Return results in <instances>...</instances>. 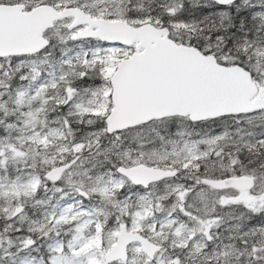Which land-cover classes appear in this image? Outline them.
<instances>
[{"label": "snow or ice", "instance_id": "snow-or-ice-1", "mask_svg": "<svg viewBox=\"0 0 264 264\" xmlns=\"http://www.w3.org/2000/svg\"><path fill=\"white\" fill-rule=\"evenodd\" d=\"M19 3L35 7L34 0H0V8ZM52 3L50 31L39 46L0 54V264H264V132L251 140L247 131L264 124V0ZM145 26L193 53L201 71L237 81L240 104L152 117L177 129L176 139L157 133L166 149L159 159L174 162L137 177L123 166L129 153L117 150L126 133L139 136L150 121L114 122L111 111V57L135 50L136 41L112 37L121 30L139 36ZM131 70L148 82L182 86L188 79L171 66ZM203 86L217 85L209 79ZM229 119L239 139L219 168L199 146L227 145L233 134L226 124L194 140L176 123ZM81 127L91 130L81 135ZM114 152L117 164L108 162ZM167 180L183 182L154 190Z\"/></svg>", "mask_w": 264, "mask_h": 264}, {"label": "water", "instance_id": "water-1", "mask_svg": "<svg viewBox=\"0 0 264 264\" xmlns=\"http://www.w3.org/2000/svg\"><path fill=\"white\" fill-rule=\"evenodd\" d=\"M56 9L50 4L35 6L31 11L24 10V4L4 5L0 8V54L10 56L13 53L31 51L39 46L49 29ZM139 36L131 37L121 30L116 39L136 41V51L131 57L122 59L118 64L114 79L112 110L114 122L122 124L152 121V117L164 116L173 111L194 108L198 113L213 112L239 106L237 81L228 79L223 73L201 71L193 53L184 52L183 46L168 39L162 29L152 30L143 27ZM144 51L141 52L140 49ZM137 64L153 68L171 66L180 69L188 79L182 86L165 80L148 82L132 71ZM211 79L215 87H197ZM126 172L137 177L149 173L145 169H159L140 164L124 167ZM143 174V175H142Z\"/></svg>", "mask_w": 264, "mask_h": 264}, {"label": "rangeland", "instance_id": "rangeland-1", "mask_svg": "<svg viewBox=\"0 0 264 264\" xmlns=\"http://www.w3.org/2000/svg\"><path fill=\"white\" fill-rule=\"evenodd\" d=\"M25 2H30V0H25ZM35 6L48 3L53 5L52 0H34ZM50 31V30H49ZM48 31V32H49ZM88 45L85 44V47ZM134 50L129 49V50H124L122 51L121 55H114L111 57V60L113 62L112 65V71L117 68V64L120 59L128 57L129 54H132ZM59 49L57 48L55 50L54 55L59 56ZM102 106L103 109L107 110L108 109V99L107 95L105 94L103 100H102ZM112 109V108H111ZM167 122H161V121H153L147 124H144L141 129H139V136L136 135V130H133L132 132H128L124 135L122 141H121V147L118 148V152H128L129 155L127 159L123 160V166L124 167H132L138 164H144V165H152V166H159V167H164V168H172L174 158L172 157H166L165 159H159L160 156L164 154L166 151L164 145L161 144L160 140L158 139L157 133L160 134V136L163 137H169L171 134H174L177 129L173 127L172 132H160L161 127H164ZM178 125H180L182 128H185L188 132H190L191 138L192 139H199L201 136H207L210 134H214L216 132H219L222 127L226 126L232 131L233 134V140H230L227 145L222 144L219 147L216 146H209L207 144H201L200 150L201 151H208L212 154V159L213 161L217 164V168H219L220 162L223 161L224 163H227L226 160H224V157L228 156L229 150L235 151V147L233 146L232 148L229 149V146L233 144L234 140L239 139V135L236 133V125L232 123V121L229 119L227 121H221L220 124H214L215 126L208 129L207 131H204L203 129L199 128L197 131L194 130V126L187 125L181 121L176 122ZM172 124V121H171ZM207 128V126L205 127ZM91 129H88L86 127H81L77 129V132L79 134H83L84 132L90 131ZM248 134H250V139L255 140L257 139V134L264 132V124H261L257 122L254 126L248 127L247 129ZM194 135V136H193ZM171 138L176 139L174 135H171ZM111 142V137L105 136L103 138V144L104 145H109ZM250 142V140H245L242 142L243 144H247ZM217 151H220L223 153V155L220 157L219 160H216L215 158V153ZM86 158H88L89 154L87 151L85 152ZM103 159V158H100ZM121 161L120 155L117 154V152H114L110 158H109V163L111 164H117ZM93 164L97 165V170H99V160L93 159L92 160ZM143 175V174H142ZM178 182H183L182 180H167L159 185L154 186V190L157 191H164L165 190V184H174ZM49 196H52L53 194L51 192L48 193ZM133 200H135V197L133 196ZM52 203H56V198L54 197L52 200ZM148 224H145V227H147Z\"/></svg>", "mask_w": 264, "mask_h": 264}, {"label": "trees", "instance_id": "trees-1", "mask_svg": "<svg viewBox=\"0 0 264 264\" xmlns=\"http://www.w3.org/2000/svg\"><path fill=\"white\" fill-rule=\"evenodd\" d=\"M161 122H167L164 127H161V131H160L161 133L162 132H164V133H166V132H172L173 127L171 126L172 125L171 124V120L161 121ZM206 126H207V128H205ZM214 126L215 125L212 124V123L202 124V125L194 126V130L197 131L199 128H201L204 131H207L208 129H210V128L214 127Z\"/></svg>", "mask_w": 264, "mask_h": 264}, {"label": "bare ground", "instance_id": "bare-ground-1", "mask_svg": "<svg viewBox=\"0 0 264 264\" xmlns=\"http://www.w3.org/2000/svg\"><path fill=\"white\" fill-rule=\"evenodd\" d=\"M232 147H233V146H232ZM232 147H231V148H232Z\"/></svg>", "mask_w": 264, "mask_h": 264}]
</instances>
